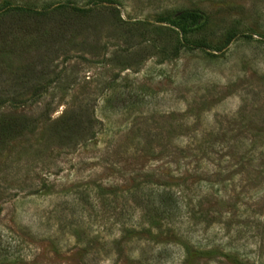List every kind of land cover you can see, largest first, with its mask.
<instances>
[{
	"label": "rangeland",
	"instance_id": "374dc122",
	"mask_svg": "<svg viewBox=\"0 0 264 264\" xmlns=\"http://www.w3.org/2000/svg\"><path fill=\"white\" fill-rule=\"evenodd\" d=\"M105 1L0 0L100 10L0 39V264H264V0Z\"/></svg>",
	"mask_w": 264,
	"mask_h": 264
},
{
	"label": "trees",
	"instance_id": "16d2710c",
	"mask_svg": "<svg viewBox=\"0 0 264 264\" xmlns=\"http://www.w3.org/2000/svg\"><path fill=\"white\" fill-rule=\"evenodd\" d=\"M105 2L110 3V1H107V0ZM14 10H18L19 12L17 14H13L12 16H10L11 18L12 17L14 18H12V20H10L9 22L5 23V20H6L5 18L6 16H9V15L4 13L5 16L4 15L0 16V39H5V38H8L9 36L12 37L15 34L20 32L22 34L23 33L24 34H30V33L34 34L35 35L34 40L36 41L37 39L44 37L43 34L46 33V31H44L45 27L48 28V31L46 33L48 36L46 37H49V36L60 37L59 35H61L62 28H64V26L67 23H70L71 25H73V22L77 21L79 25L84 26L86 21L88 19H91L89 15H86V13H92V16H93L100 11L96 7L83 8V7H78V6H72L70 7V10L71 12H75V13L71 16H75V18L68 17L67 19H62V17L61 18L59 17L60 18L59 20L61 21H59L56 25V23H54L50 19L52 18V15L50 14L49 10L36 11L37 13L34 19H33L34 16L30 15V12H29L30 10L28 9L17 7ZM65 10L67 12L68 7H66L65 5L64 6L60 5V6H57V8L53 9V12L51 11V13L60 14L64 12ZM21 17L25 18L26 22H19L18 20ZM179 17L181 21L180 23H182L181 28L184 29V26L187 21L195 22L198 20V18H200V15L196 12L185 11V12H182L179 15ZM10 22H13V23H10ZM49 22L50 24L54 23L53 27L55 26L56 27L54 29H52L51 26L48 27ZM75 25H77V23ZM29 30H31V32H28ZM33 30L34 32H32ZM232 37H234L233 34L228 35L227 41H230ZM1 51L2 52L5 51L4 47L2 48ZM32 82L33 80H31V83ZM7 87H10V86H7ZM31 87L37 88L40 86L36 84H32ZM5 93L9 95V90H6ZM9 99H12L14 102H19L18 100H16L14 95L10 96ZM5 100L7 99L5 98ZM29 124H30V118L26 116L0 114V146L4 144L5 142H9L10 140L23 135L28 130ZM172 189L173 188L160 186L159 188L156 189L157 191L155 194L156 198L152 200V201H155L156 205H157V202L162 203L163 205L160 207L162 208L163 212L168 213L169 216H171L173 212L181 213V210H180L181 207L179 206L177 192L175 190L172 191Z\"/></svg>",
	"mask_w": 264,
	"mask_h": 264
}]
</instances>
